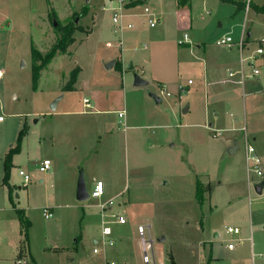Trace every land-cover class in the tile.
Returning a JSON list of instances; mask_svg holds the SVG:
<instances>
[{"label": "rangeland", "instance_id": "374dc122", "mask_svg": "<svg viewBox=\"0 0 264 264\" xmlns=\"http://www.w3.org/2000/svg\"><path fill=\"white\" fill-rule=\"evenodd\" d=\"M107 1L0 0V117L4 120L0 123V168L2 152H6L4 157L10 155L12 163L8 181L13 186L11 206L22 209L29 222L26 247L45 242L47 237L43 244L49 253L44 254L46 264L101 263L102 257L92 254V239H100L99 204L106 200L89 198L81 203L75 199L76 181L82 173L88 191L93 179L100 177L110 180L114 194L123 191L115 201H124L120 213L126 224L111 222V237L117 245L122 239L125 256L114 255L105 247L116 264H146L137 227H143L145 238L152 240L148 264H241L225 248L228 239L236 238L225 234L228 224L235 221L227 217L226 201H231L232 207L238 206L234 217L246 213L244 223H264V193L258 196L250 190L248 194L241 159V129L246 127L248 141L264 168V54L255 56L258 40L264 37V14H246L245 36L247 32L252 35L249 43L245 39L241 54L243 58L255 57L251 63L260 74L245 81V97L240 90L244 106H240L236 124L240 130L234 135L239 136L242 151L229 157L223 147L229 128L221 129L223 125L212 121L214 115L204 113L208 95L201 78L202 61L226 52L235 54V60L239 57L236 46L224 49L216 45L223 37L240 39L242 29L233 20L237 14L233 17L218 10V19L210 2L211 15L204 13L201 0H137L138 4L129 10L134 17L126 18L132 28L120 33L111 23V10L117 5ZM145 8L159 20L155 28H150L143 16ZM51 10L61 23L70 21L73 12L81 14L85 10L79 23L94 27L95 32L84 43L80 40L85 35L76 32V42L69 48L72 57L54 58L37 90H33L31 43L45 53L55 40L54 27L47 20ZM93 17L97 20L95 26ZM226 32L229 34L223 35ZM93 53L97 61L91 68ZM117 58L124 69L119 63L106 69ZM79 64L85 68L81 85L91 77L108 88L92 96L89 90L60 91L61 79H68ZM244 71L251 69L245 65ZM122 74L131 83L125 93L121 89ZM135 75L150 82L139 89L146 97L157 94L160 103L141 102L133 92ZM156 80L162 82L164 90ZM180 86L187 89L179 93ZM97 96L104 113H93V107L83 104L84 98L94 104ZM125 100L130 104L129 116L136 113L137 105L154 121L142 125L136 117L132 123H126L125 118L121 120L126 126L123 129L116 113ZM188 106V113L183 114ZM209 125L220 132L217 139L211 137ZM45 159L51 163L50 170L40 173ZM19 171L30 178L26 187ZM196 182L202 190L201 201L196 198ZM211 184L216 208L208 197ZM48 207L53 208V216L44 219L42 209ZM214 228L220 234L217 239ZM261 235L264 237V232ZM257 264H264V258H258Z\"/></svg>", "mask_w": 264, "mask_h": 264}, {"label": "crops", "instance_id": "0c3cea01", "mask_svg": "<svg viewBox=\"0 0 264 264\" xmlns=\"http://www.w3.org/2000/svg\"><path fill=\"white\" fill-rule=\"evenodd\" d=\"M241 1L243 2V0H241ZM107 2L110 5L116 4L117 5L116 8L117 9L119 8L121 28H117L116 24H114L113 21H112L113 10L116 9V8L111 10L112 11L111 23H112L113 27L115 28V30L119 31L121 33L124 30L131 29L132 28L131 23L126 21V18L134 17L133 14H131V12H129V10H132L133 7H127V5L119 7L118 4L115 3V2H109V1H107ZM208 2H210L213 5L216 14H217L218 10H223V11H227V14L231 13V15L233 17L235 16L234 14L236 12V6L235 5H231L233 7L229 8L226 5H230V4L221 3L219 0H201V7H202V10L204 11V13H206L208 15H211V10L208 9ZM253 5H255L257 7H261V6L264 5V2L255 0ZM126 8H127L126 11L128 13L124 12V10ZM248 12L249 13L251 12L254 15L255 14H260V13L255 12L252 9H251V11L249 10ZM73 13H75V12H73ZM243 13L244 12H239L237 14V16H235V18L233 19L236 22L235 25L237 27L240 26V29H242L241 30V35H242V33L245 34V30L244 29H246V27H247V25H246V21H247L246 20V15H245V17H243L242 16ZM72 14L70 15V17L72 16ZM149 14L153 16V14H151L150 12H149ZM220 14L221 13L217 14V18L218 19L221 17ZM239 15H241V20H240ZM143 16L145 18H147L148 20L149 19H155L154 16L153 17H149V15L145 14L144 10H143ZM243 18H244V20H243ZM92 20H93V23H94L93 25L95 26V24L97 23L96 17H93ZM148 20H147V22H148ZM155 20L157 21V23L159 22L158 19H155ZM63 23H65V22H63ZM78 24L80 25L79 22H78ZM148 25H149V23H148ZM80 26L83 27L82 25H80ZM128 26H130V27H128ZM149 27H150V25H149ZM83 28H84V30H89L90 32L88 34L80 32V33H83V35H85L84 39L80 40V43H84L87 40H89V38L95 32L94 27L93 28L83 27ZM150 28H155V26L154 27H150ZM75 33H74V36H73L74 37V43L76 42ZM226 33L223 34V35H228L229 34L228 32H226ZM246 35H247V37L245 36L246 43H249V41H250L249 39L251 38L252 34H251V32H247ZM119 40H120L119 43H120V48H121L120 51H121L122 50L121 38ZM54 41H53V43H54ZM74 43L70 47H72L74 45ZM246 43H245V45H246ZM203 45H205V44L201 43V46H203ZM201 46H199L198 48H201ZM70 47H68L66 54L57 55V56H64V57L71 58L73 53L69 50ZM224 49H226V48H224ZM236 54H237V57L239 55L237 60H235V54H230V53L226 52L224 54H220V56L217 57V58L213 57V58H211V59H209V60H207L205 62L202 61V63H203V72H202L201 80H203V84H204L203 87L207 90V95H208L207 102H206L205 108H204V113L207 112L208 114L211 113L212 115H214L212 121L215 124L223 125V126L220 127L221 129H226V127L229 128L227 130V131H229V132H227L228 136L224 140V144H223V147H225V154L227 156H229V157H233L235 155H238L240 153V150L242 151L241 145H240V142H239L240 141L239 140V136L234 135V133H237L240 130V129L238 130V127L236 126V124L238 122V119L241 116V114H240V106L241 105L244 106V99H242L240 97V90H242V96L245 97V94L243 93V86L244 85L240 87L239 85H237L235 83V80L230 82L228 80V78H227V71L228 70L235 71V70H238L240 68V56L241 55L238 54V51L236 52ZM96 61H97V54L93 53L91 68L95 67V64H96L95 62ZM115 63H117V64L119 63V59L118 58H117L116 61L113 62V65H112L111 68L114 67ZM48 66L44 70L41 71L40 79H41L42 75L44 74V72H46L48 70ZM119 66L122 69H124V65H123L122 61L119 63ZM76 67L80 68V72H79V74L77 76L76 83L74 84V90L70 91V92L89 90L90 91V95L92 96L93 94L100 93L101 90L108 88L107 86H102V85H100L98 83L93 82L91 77L89 78L88 81H85V83H83L84 85H81V80H82L81 78H82V75L84 74V69L85 68H84V66H82L80 64H79V66L77 65ZM76 67H74V68H76ZM106 69H109V68H106ZM1 77H2V73H1ZM1 77H0V79H1ZM67 80L68 79L64 78V77L61 79V81L59 83L60 91H61L62 86L67 82ZM126 80L128 81V84L125 83ZM144 81H146V83H147L145 86H136V85H134V81H133V89L135 88V91H133L134 94L139 96V98H140L142 103L154 102V104L157 105L158 103H155V101L152 99V97H150V95H155V96L158 97L157 94L150 93L148 95V97H146V95L141 91V89H139V88H143V87H146V86L149 85L150 82L148 80H144ZM156 81L158 83V86L161 87L162 90H164L162 82H160L159 80H156ZM129 84H131V83H129V79L127 78V75L126 74L125 75L122 74L121 75V89H122L123 93H125L126 88H127V86ZM213 85H217L219 87H216V86H213ZM186 89L187 88L185 87L184 90H186ZM162 90H161V92H162ZM179 93H180V91H179ZM61 99H62V97L59 98L56 101L55 107H54V109H52V111H54L56 109L57 103ZM159 99H160V102H161L162 101L161 98H159ZM85 100H87L89 102L88 103L89 107H87V108H92V107L94 108V110H92L93 113H104V112H106V110L103 108V106H102V104L100 102V97L99 96H97V98L94 100V102H93L94 104H91V102H90V100L88 98H84L83 99V104H84ZM145 100H147V101H145ZM125 107H126V109H125ZM128 107H130V104L128 102H126V100H125L123 108L120 109V110H117L116 115H117V118H118V121H119L120 125H124V124L121 123V120L125 119V118H126V123H129V122L132 123L133 122V118L136 117L138 119V122L142 121L141 122L142 125L149 123V121L151 120V118L148 117L145 114L144 110L140 111L138 109L137 105L134 106V108L136 109V113L133 116H129ZM188 111H189V106L186 107L185 109H183L182 113L183 114H187ZM64 113L67 114L68 112H64ZM119 113H122L121 117H119ZM227 120H228V123L226 122ZM153 121L154 120H151L150 122H153ZM2 122H4V120ZM151 124H154V123H151ZM123 127H124L123 129L126 128L125 125ZM209 127H210V129H209L210 132L212 134H214V130L211 129L212 125H209ZM246 132H247V128H246ZM212 134H211V137L213 139H217L219 137V136H217V137L214 138ZM219 134H220V132H219ZM241 134H242V132H241ZM111 135H112V133H109V136L108 135L107 136L110 137ZM242 137H243V134H242ZM235 144L237 145L236 147L234 146ZM233 147H234V151L232 150ZM4 151H6V150H4ZM228 151L230 153H228ZM242 152H243V157L241 159L244 161V142H243V151ZM5 153L6 152H2V155H3L2 159H1L2 168H0L1 169L0 170V264H46L45 261H44V258H46V256L44 254H48L49 255V253H46L48 247L43 245V244L47 242V237L44 240L45 242H40L39 244L31 243L29 247H25L21 251V254H19L20 250H21V244H22L23 237L20 234V223L18 221V217H17V214L15 212V209H17V208H15L14 206L12 208V206H11V203H12L11 196H12V192H13V190H12L13 186H11V184L8 182V185L10 184L9 186L11 187V189H9L7 187V185L3 184V176H4L3 161H4V158H5L4 157ZM262 167H263V165H262ZM263 170H264V168H263ZM244 172H245V179H246V183H247V190H248V194H249V191L250 190H254V187L252 189L249 186L248 182H247L245 162H244ZM84 181H85V179H84ZM95 181H101L103 183V185H104L105 194H104V197H102L101 200H104V201L105 200L106 201L107 200L108 201L111 200V201H113V205L110 207V209L108 210L107 214H110V215H121L120 212H121V209H122V206H123L122 203L124 201L122 200L121 202H119V201H115V199L119 195L122 197L123 196V191L122 192H118V194H114L111 191L112 185L109 182L110 180L107 179V178H105V179H103L101 177L100 178H94L93 181H92V187H93V184H94ZM39 182L42 183L43 180H40ZM165 183L166 182H164V184ZM218 184H220V182H218ZM76 185H77V181H76ZM212 187L214 188V185L212 186V184H211V190L209 192L208 197L210 198L211 206L216 208L217 204H216L215 198H213V194L214 193H213V188ZM26 191H27V195H28L29 192H30V189H28ZM74 194H75V199H76V186H75ZM262 195H263V192L261 193V195H258V196H262ZM248 198H249V195H248ZM263 198H264V196H263ZM226 202H227V208H228L227 217L231 218V219L232 218L235 219L234 223H229L228 226H237V227H239L241 229V235H240L241 242L237 243L235 249L233 251H229V252H231L233 254V257H235L233 259L234 260L237 259L239 262H241V264H257V259L258 258L259 259L264 258V256L262 255V254H264V237L261 235L262 232H264V223H244V221H245L244 218H246V216H245L246 213H244V211H243V212H240L241 214H239L241 216L240 218L234 217V215H235L234 211H239L238 206L237 207H232V202L231 201L227 200ZM241 202H243V201L241 200ZM100 203H104V202H100ZM115 203L117 204L116 206H114ZM113 207L118 209V211L115 212L113 210ZM47 209H49V211L51 213H53V208H49L48 207ZM245 209H246V207H245ZM209 210H211V207H209ZM240 211H241V209H240ZM1 213L7 214V216L3 217L1 215ZM99 217H100V211H99ZM7 218H9V219H7ZM112 222H114V221H112ZM113 224H117V223H113ZM111 226H113L112 223H111L110 227ZM146 227H147L146 228L147 229V233H149L150 224H147ZM215 231H216V229L214 228V237H215V239H217V238H219L220 234L215 232ZM112 235H113V229H112ZM250 237L252 238V241H249ZM112 239L114 240V246H112V247L111 246H107V245H101L100 239H98V238H93L92 239V245H93L92 254H93V256L95 255V256L102 257L101 258L102 260L99 259V260H101L100 264H103L105 262H113L114 264H116L113 260L109 259L108 254H107V248L105 249V247H109L110 249H112L113 250L112 252L114 253V255L125 256V247H124L123 243H121L122 239H120V241L118 242L119 245L116 244V239L115 238H112ZM98 240H99V242H98ZM228 240H229L228 242H230L231 239H228ZM151 242H152V240H151ZM99 245H100V247H99ZM140 245H141V243H140ZM93 249H97L98 252L97 253H93ZM252 252L255 253V254H259L261 256L260 257H254L252 259V256H251ZM214 259H216V258H214ZM74 261L75 260H73V262ZM127 263L128 262L123 261V264H127Z\"/></svg>", "mask_w": 264, "mask_h": 264}, {"label": "built area", "instance_id": "2783aa9c", "mask_svg": "<svg viewBox=\"0 0 264 264\" xmlns=\"http://www.w3.org/2000/svg\"><path fill=\"white\" fill-rule=\"evenodd\" d=\"M109 2H115L118 4V6H126L132 3L137 2V0H108ZM258 1H264V0H258ZM245 4V9L244 13L245 15L247 12L250 10L251 5L254 4L255 0H243ZM144 13L149 15V17H153L152 15L149 14V10L147 8L144 9ZM112 21L114 24H116L117 28H121L120 25V13H119V8L113 10V18ZM148 23L150 27H154L157 24V21L155 19H149ZM130 27V26H128ZM184 39L187 38L186 35L183 37ZM259 47L255 51V56H262L264 54V37L259 39ZM245 34L242 33L240 39L238 41H234L230 36L223 37L219 39L216 42V45L226 48V49H231L233 46H236L237 49L240 51V68L238 70H228L227 71V78L231 82L235 80V83L239 86H243L246 80H251L254 77H257L260 72L258 69L253 68L251 60L255 59V57H247L243 58L242 57V50L245 47ZM182 45V44H181ZM245 65H248V67L251 69L250 72L245 73L244 67ZM1 77V73H0ZM188 84H191V81H188ZM179 91L183 92L184 87L180 86ZM163 93V92H162ZM88 101L85 100L84 104L86 107H89ZM122 116V113H119V117ZM3 121V118L0 117V122ZM241 132L243 134V142H244V162H245V168H246V175H247V182L249 186L253 189L254 185H258L260 183H263L262 187V192L264 193V170L262 167V162L258 154L256 153L255 148L253 145L248 141V136L246 132V128L243 127L241 129ZM219 136V132L214 131L213 137ZM51 163L49 160H44L40 167L39 171L41 173L48 172L50 170ZM19 176L23 178V187H26L28 183L30 182V178L23 172L19 171ZM89 193V198L100 200L102 197H104L105 194V189L104 185L101 181H95L93 184V187L88 191ZM113 205V201L109 200L104 203H100V243L101 245H107V246H114V240L112 239V229L110 227L111 225V219H115V223L118 225H125L126 221L121 215H110L107 214L108 210L110 207ZM42 216L45 219H50L52 218V213L49 211V209L44 208L42 209ZM138 234L140 236V243H141V249L143 252V262L148 264L149 263V256H148V250L151 248V240H147L144 235V229L143 227H138ZM225 234L229 235L231 237H236L231 238L230 242H228L225 246V248L228 251H233L237 245V243L241 242L240 235H241V229L237 226H228L225 230ZM249 241H252V238H249ZM99 242V240H98ZM97 249H93V253H97ZM252 259L254 257H260L261 255L255 254L252 252L251 254ZM103 264H114L113 262H105Z\"/></svg>", "mask_w": 264, "mask_h": 264}, {"label": "trees", "instance_id": "16d2710c", "mask_svg": "<svg viewBox=\"0 0 264 264\" xmlns=\"http://www.w3.org/2000/svg\"><path fill=\"white\" fill-rule=\"evenodd\" d=\"M221 3H227L232 4L236 6V12L234 15L238 14L239 12L244 11L245 4L241 0H219ZM138 4V2L132 3L127 5V7H134ZM251 9L254 10L257 13L264 14V5L261 7H257L255 5H251ZM86 14V11L83 10L81 14L73 13L71 16V20L67 21L65 23H61L54 10H51L48 15L47 19L49 22H51L52 26L54 27L55 32V41L50 46V48L45 52L41 53L39 50L36 49V47L31 43V73H32V88L33 90H37L38 82L40 79V73L42 70H44L51 61L57 56V55H64L67 53L68 47H70L74 43V33L75 32H83L85 34H88L89 30H84L83 27H81L78 22L81 17H83ZM80 72V68L76 67L74 68L70 74L67 82L62 86L61 91L62 92H70L74 90V84L76 83L77 76ZM12 166L10 155H6L3 161V170H4V176H3V184L7 185L9 189L11 187L8 185L9 180V170ZM202 190L200 189V184L196 182V198L201 201V195ZM201 193V194H200ZM15 212L18 217V221L20 223V234L22 235V244H21V251L27 246V231L29 228V222L25 218L24 211L22 209H15Z\"/></svg>", "mask_w": 264, "mask_h": 264}, {"label": "water", "instance_id": "95a60500", "mask_svg": "<svg viewBox=\"0 0 264 264\" xmlns=\"http://www.w3.org/2000/svg\"><path fill=\"white\" fill-rule=\"evenodd\" d=\"M113 65V63H110L109 65H107V68H111ZM129 69H132V67H129ZM147 83L146 81L140 79L138 76H134V85L136 86H145ZM150 97H152V99L155 101V103H159L160 99L155 96V95H150ZM56 102L53 104L52 109H54ZM235 147L237 146L236 144L234 145ZM232 150L234 151V147L232 148ZM228 153H230L228 151ZM262 187H263V183H260L258 185H254V191L256 192L257 195H261L262 193ZM89 199V193H88V189L86 187V183L84 181V177L82 175V173H80L79 178L77 180V185H76V200L78 202H85ZM160 241V240H159Z\"/></svg>", "mask_w": 264, "mask_h": 264}]
</instances>
